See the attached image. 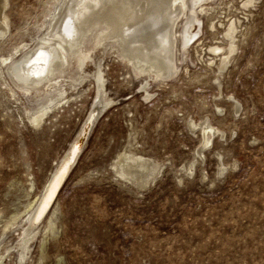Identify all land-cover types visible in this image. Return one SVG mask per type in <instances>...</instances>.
I'll use <instances>...</instances> for the list:
<instances>
[{
	"label": "rangeland",
	"instance_id": "rangeland-1",
	"mask_svg": "<svg viewBox=\"0 0 264 264\" xmlns=\"http://www.w3.org/2000/svg\"><path fill=\"white\" fill-rule=\"evenodd\" d=\"M1 1L0 21L5 14L8 24L0 59L11 52L18 59L17 46L33 49L64 2ZM221 1L227 18L242 17L241 0ZM252 8L236 58L223 70L209 64L205 48L227 41L205 28L206 18L201 36L182 49L177 72L159 84L143 86L117 56L107 60L102 88L116 103L80 142L52 203V224L45 228L46 212L23 264H264V0ZM87 66L97 69L92 60ZM4 68L0 61V250L10 247L3 264H18L15 246L30 205L92 112L94 89L87 86L69 111L35 126L26 96ZM190 119H208L217 129L200 153L201 131ZM124 149L159 162V173L134 183L118 177L111 164Z\"/></svg>",
	"mask_w": 264,
	"mask_h": 264
},
{
	"label": "bare ground",
	"instance_id": "bare-ground-1",
	"mask_svg": "<svg viewBox=\"0 0 264 264\" xmlns=\"http://www.w3.org/2000/svg\"><path fill=\"white\" fill-rule=\"evenodd\" d=\"M256 1L252 0L253 6ZM1 2V6L5 7L7 2ZM240 2L244 5L249 0ZM220 4H223L221 0H64L58 13L54 14L48 31L39 36L33 49V44L23 45L20 49L17 46L15 52H22L18 59H15L11 52L7 56H1L0 61L7 68L6 73L12 79L13 85L26 96L29 103L25 106L26 116L35 126L41 125L44 119L56 117L62 110L69 111L74 104L81 101L79 98L87 96V86H91L94 89L92 112L85 119L76 137L77 139L83 135L86 139L94 119L104 109L116 103L106 94V88H102L101 82L104 80V67L109 58L118 57L126 63L129 72L132 71L145 80L143 86L151 84L152 80L159 84L177 72L178 60L184 53L182 49H185L189 41H195V38L197 40L201 36L202 22L206 18L205 28L227 41L223 46L207 45L205 50L209 48L211 53H208L212 55L208 59L209 64H214L216 71L229 67V63L236 58L238 41H242L246 36V30L250 26L247 22L254 8L242 7V17L235 15L231 19L232 16L227 18V15L222 13V8L218 7ZM7 24L6 15L3 14L0 36L5 35ZM88 60H92L97 68L94 73L91 72V67L87 66ZM0 71L3 72L2 69ZM217 73L215 78L220 83ZM2 74L4 75V72ZM7 85L11 94L18 98L17 88L8 82ZM68 89L76 92L69 93ZM146 92L145 97H150L149 91ZM234 102L237 103L233 97L232 104ZM189 123L194 128H200L202 141L197 149V153H200L205 145L211 143L217 129L208 119L199 124L190 119ZM80 148L81 143L75 145V151L69 158V147L57 163L52 173L58 181L56 188L64 183ZM118 155L122 160L112 163L111 166L118 177L130 183L135 176H149L153 179L162 167L159 162L131 149H124ZM65 162V169L59 172ZM51 177L38 198L36 197V202L30 205L32 207L24 221L23 234L15 246L18 250V264L25 262L31 247L30 242L37 236V227L35 230L33 228L46 212L49 214L45 228L52 224V215L56 210L52 203H55L62 185L50 205L46 206L49 201H44L43 198ZM8 227L9 221L4 224V231ZM39 231L42 234L39 242L41 248L46 236L45 229ZM1 249L3 251L0 250V264L4 253L10 247L3 245Z\"/></svg>",
	"mask_w": 264,
	"mask_h": 264
},
{
	"label": "water",
	"instance_id": "water-1",
	"mask_svg": "<svg viewBox=\"0 0 264 264\" xmlns=\"http://www.w3.org/2000/svg\"><path fill=\"white\" fill-rule=\"evenodd\" d=\"M82 139H84V136L82 135L78 140H76L75 142H73L72 143V145L70 146V149H69V158H70V156L72 155V152H73V149L75 148V145H77V144H79L80 142H82ZM81 149V148H80ZM77 151H78V149H77ZM81 151V150H80ZM76 156V155H75ZM77 158V157H76ZM65 164H66V162L63 164V166L61 167V169L59 170V172L62 170V169H65L64 168V166H65ZM69 164H71V162H69ZM71 168V167H70ZM70 168H69V170H68V173H69V171H70ZM58 172V173H59ZM52 176V175H51ZM67 176V175H66ZM65 179H66V177H65ZM53 182H55L56 183V185L58 184V181H56L55 180V176H52L51 177V180H50V182H49V184H48V186H47V190L45 191V196H44V198H43V200L44 201H46V200H48L49 202H48V204L46 205V206H48V205H50V203H51V201H52V199H53V197H54V195H56V193H57V191H58V189L60 188V186L62 185H60L58 188H52V184H53ZM64 182V181H63ZM62 182V183H63ZM51 193V194H50ZM46 208V207H45ZM48 208V207H47Z\"/></svg>",
	"mask_w": 264,
	"mask_h": 264
},
{
	"label": "snow or ice",
	"instance_id": "snow-or-ice-1",
	"mask_svg": "<svg viewBox=\"0 0 264 264\" xmlns=\"http://www.w3.org/2000/svg\"><path fill=\"white\" fill-rule=\"evenodd\" d=\"M242 7H252L253 6V3H252V0H249L248 3L244 4V5H241ZM75 151V149H73V152ZM56 187V183L53 182L52 184V188L54 189ZM51 194V193H50Z\"/></svg>",
	"mask_w": 264,
	"mask_h": 264
}]
</instances>
